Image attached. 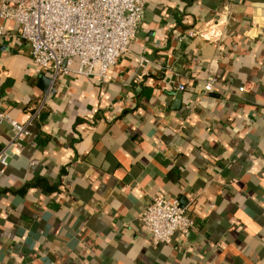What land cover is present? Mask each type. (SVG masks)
<instances>
[{"label": "crops", "instance_id": "0c3cea01", "mask_svg": "<svg viewBox=\"0 0 264 264\" xmlns=\"http://www.w3.org/2000/svg\"><path fill=\"white\" fill-rule=\"evenodd\" d=\"M0 25V111L30 130L0 123V264H264V0H145L106 78L52 82ZM154 196L194 228L154 244Z\"/></svg>", "mask_w": 264, "mask_h": 264}, {"label": "built area", "instance_id": "2783aa9c", "mask_svg": "<svg viewBox=\"0 0 264 264\" xmlns=\"http://www.w3.org/2000/svg\"><path fill=\"white\" fill-rule=\"evenodd\" d=\"M144 14L145 0H0V17L17 24L30 44L35 72L50 71L52 82L72 73L93 74L95 69L106 78L129 50ZM7 34L0 25V39ZM214 81L208 80V89ZM5 120L12 124L15 139L30 134L28 123L0 111V123ZM0 162L8 164L6 150L0 152ZM140 221L154 244L172 243L177 232L187 234L195 226L178 198L159 196L143 210Z\"/></svg>", "mask_w": 264, "mask_h": 264}, {"label": "water", "instance_id": "95a60500", "mask_svg": "<svg viewBox=\"0 0 264 264\" xmlns=\"http://www.w3.org/2000/svg\"><path fill=\"white\" fill-rule=\"evenodd\" d=\"M42 78H45V77H42ZM44 90L46 89V88H43Z\"/></svg>", "mask_w": 264, "mask_h": 264}]
</instances>
